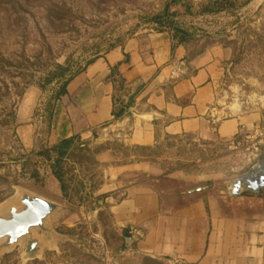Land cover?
Returning a JSON list of instances; mask_svg holds the SVG:
<instances>
[{"label":"rangeland","instance_id":"1","mask_svg":"<svg viewBox=\"0 0 264 264\" xmlns=\"http://www.w3.org/2000/svg\"><path fill=\"white\" fill-rule=\"evenodd\" d=\"M179 1L182 8L187 4L186 0H0V216H7V207L16 205L23 193L56 204L43 229L34 228L29 236L0 249V264H185L142 256L124 246L108 212L109 193L94 148L78 142L60 159L61 188L53 174L57 153L46 142L55 85L40 89L36 84L38 63L67 64L75 70L137 33L169 28L175 34L174 29L181 31L191 22L216 33L227 48L224 84L232 87L231 93L249 104L263 95L264 16L257 10L238 9L246 0H207L199 9H171ZM204 7L208 10L202 12ZM195 11L198 14L193 15ZM263 125L264 118L258 126ZM25 138L32 139L30 147L23 145ZM256 143L249 131L214 143L165 138L146 149L119 144L113 148L120 159H144L162 174L180 171L226 197L225 188L264 159L261 145L254 149ZM158 186L184 189L173 180ZM249 194L239 196L254 197ZM257 195L262 197L264 191ZM246 205L234 207L259 208L255 199ZM31 240L37 246L26 253Z\"/></svg>","mask_w":264,"mask_h":264},{"label":"crops","instance_id":"2","mask_svg":"<svg viewBox=\"0 0 264 264\" xmlns=\"http://www.w3.org/2000/svg\"><path fill=\"white\" fill-rule=\"evenodd\" d=\"M186 1L171 9H199L207 0ZM238 9L264 16V0H246ZM200 27L189 22L181 27L183 35L169 28L137 33L94 56L53 104L46 142L72 139L74 146L95 149L108 212L128 249L185 264H264V195L245 199L229 195L226 187V197L218 196L199 179L180 171L162 174L135 156L120 159L113 148L146 149L165 138L225 141L263 120L264 94L249 104L231 93L224 84L228 50L216 33ZM118 78L124 86L116 92ZM115 95L127 105L116 118ZM22 142L32 145L31 138ZM166 180L184 189L159 188ZM250 199L258 202L257 210L234 207L248 206Z\"/></svg>","mask_w":264,"mask_h":264},{"label":"water","instance_id":"3","mask_svg":"<svg viewBox=\"0 0 264 264\" xmlns=\"http://www.w3.org/2000/svg\"><path fill=\"white\" fill-rule=\"evenodd\" d=\"M261 163H264V159ZM260 164L253 166L252 170L258 169ZM227 191L232 196L244 191L258 194L259 191H264V174L253 176L249 173L230 183ZM7 208L8 215L0 216V249L8 248L22 237L29 236L34 228L43 229L44 219L55 211L56 204L43 197L23 193L16 198V205H9ZM36 246L37 241H29L25 252H30Z\"/></svg>","mask_w":264,"mask_h":264},{"label":"trees","instance_id":"4","mask_svg":"<svg viewBox=\"0 0 264 264\" xmlns=\"http://www.w3.org/2000/svg\"><path fill=\"white\" fill-rule=\"evenodd\" d=\"M206 7L202 8L201 11H207ZM175 35H178L181 33L183 35L184 33L182 31H178L177 29H174ZM120 46V45H119ZM115 46H112L110 48H113ZM109 48V49H110ZM108 50V49H107ZM91 59L87 60L86 63H88ZM27 61V60H25ZM28 62V61H27ZM38 70L40 71V74L38 77H36V84L40 89H44L46 86L55 85V90L53 94V100L56 101L61 96L66 94V86L68 82L72 79V77L78 73L80 70L83 69V67L77 68L75 70H72L70 65L67 64H59V63H38ZM124 86V80L122 78H118L115 80V91L118 92L122 87ZM113 101L115 104V109L113 111V116L116 118L121 111H123L127 105H123L118 97V95H115L113 97ZM50 110L48 111L50 115ZM74 148L72 139H67L59 143L58 145L52 146L51 151L54 153H57V156L54 160V166L55 169H53L54 176L59 180L61 183V188H63V183L61 180V169L59 167L60 159L68 155V152H70Z\"/></svg>","mask_w":264,"mask_h":264},{"label":"built area","instance_id":"5","mask_svg":"<svg viewBox=\"0 0 264 264\" xmlns=\"http://www.w3.org/2000/svg\"><path fill=\"white\" fill-rule=\"evenodd\" d=\"M252 137L257 138L259 144L256 143L257 146H255V150L258 151V145H261V149L259 150L260 153H264V125L263 126H257L252 131Z\"/></svg>","mask_w":264,"mask_h":264},{"label":"flooded vegetation","instance_id":"6","mask_svg":"<svg viewBox=\"0 0 264 264\" xmlns=\"http://www.w3.org/2000/svg\"><path fill=\"white\" fill-rule=\"evenodd\" d=\"M251 173L253 176H256L258 174H264V163H261L258 169L253 170Z\"/></svg>","mask_w":264,"mask_h":264}]
</instances>
